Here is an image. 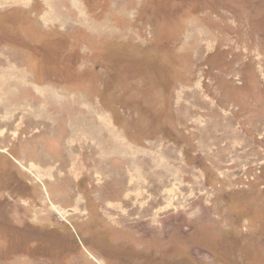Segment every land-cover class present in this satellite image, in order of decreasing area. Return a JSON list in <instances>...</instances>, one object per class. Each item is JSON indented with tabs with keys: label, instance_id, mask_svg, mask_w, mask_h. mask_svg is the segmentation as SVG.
<instances>
[{
	"label": "rangeland",
	"instance_id": "obj_1",
	"mask_svg": "<svg viewBox=\"0 0 264 264\" xmlns=\"http://www.w3.org/2000/svg\"><path fill=\"white\" fill-rule=\"evenodd\" d=\"M0 264H264V0H0Z\"/></svg>",
	"mask_w": 264,
	"mask_h": 264
}]
</instances>
